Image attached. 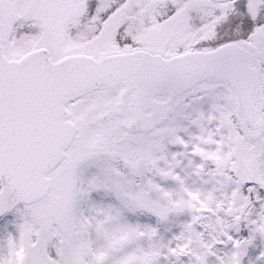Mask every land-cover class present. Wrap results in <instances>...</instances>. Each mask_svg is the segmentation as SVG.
Here are the masks:
<instances>
[{
  "label": "snow or ice",
  "instance_id": "6c2138e0",
  "mask_svg": "<svg viewBox=\"0 0 264 264\" xmlns=\"http://www.w3.org/2000/svg\"><path fill=\"white\" fill-rule=\"evenodd\" d=\"M0 264H264V0H0Z\"/></svg>",
  "mask_w": 264,
  "mask_h": 264
}]
</instances>
